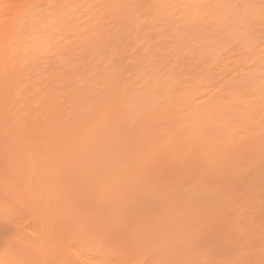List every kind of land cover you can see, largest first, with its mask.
<instances>
[{
    "label": "bare ground",
    "instance_id": "obj_1",
    "mask_svg": "<svg viewBox=\"0 0 264 264\" xmlns=\"http://www.w3.org/2000/svg\"><path fill=\"white\" fill-rule=\"evenodd\" d=\"M0 161V186L52 231L36 221L39 236L13 240H30L27 254L14 247L25 263L70 264L85 252L73 242L117 229L170 242L153 264L223 232L241 245L205 264L257 263L264 250L246 249L264 243V0H0Z\"/></svg>",
    "mask_w": 264,
    "mask_h": 264
},
{
    "label": "rangeland",
    "instance_id": "obj_2",
    "mask_svg": "<svg viewBox=\"0 0 264 264\" xmlns=\"http://www.w3.org/2000/svg\"><path fill=\"white\" fill-rule=\"evenodd\" d=\"M1 162V161H0ZM2 164L3 163H0V165L2 166ZM7 171V170H6ZM4 175H5V173H4ZM21 181V180H20ZM20 181H19V183H20ZM24 181V182H23ZM22 182L23 183H25V179L24 180H22ZM22 183V184H23ZM15 186H0V252H3V250H5L3 253H0V256H2V257H0V258H2L3 260H4V263H1L2 262V259H0V264H5V263H11V264H14V262L15 263H17V264H24L25 263V261H23L24 259H23V256L24 255H26L27 253H29V251L28 252H26L25 250H23L24 248H22L23 246H26V245H23L24 243H25V241L24 242H22L23 240H22V238L21 239H19V241L20 240H22L21 242H22V244H21V242H19L18 244L17 243H15V242H17L16 240H18V238H20L21 236L20 235H25L26 236V239H28L29 238V232H32V236L34 235V237H35V235L37 236L39 233H40V231H41V229L42 228H40L41 226H42V224H43V220H41L40 222H42L41 223V226L36 222V221H38L39 222V220L41 219H37V217L39 216V217H42V215H41V210H39L38 211V208H37V210L36 211H34V207L33 206H31V205H29L28 206V204H27V202L26 201H28L27 199H20L19 197H17V190L14 188ZM15 191H16V193H15ZM12 193H13V195H12ZM19 202H20V204H19ZM22 202V203H21ZM25 202H26V205H25ZM28 203H29V201H28ZM24 205L23 206V208H22V205ZM26 206V208H24ZM30 207V208H29ZM39 207V206H38ZM29 208V209H28ZM36 209V208H35ZM40 209H41V207H40ZM25 212H28V213H24V211ZM32 210L34 211V212H37L36 214L33 212L32 213ZM22 212H23V214H22ZM40 212V213H39ZM22 214V215H21ZM28 214V216H26ZM30 214H32V215H35V216H32V215H30ZM38 214V216L36 217V215ZM43 214V213H42ZM25 216V217H24ZM44 218V217H43ZM45 221V220H44ZM10 222V223H9ZM39 222V223H40ZM109 223V222H108ZM45 224H47V223H45ZM50 224V223H49ZM62 224V223H61ZM114 225V224H113ZM46 226V225H45ZM54 226V225H53ZM56 226V225H55ZM62 226V225H61ZM75 226V225H74ZM89 226V225H88ZM68 227V226H67ZM46 228V227H45ZM44 228V224H43V230L45 229ZM47 228H50V227H48L47 226ZM46 228V229H47ZM69 228V227H68ZM53 229H56V228H53ZM60 229H63V228H60ZM85 229V228H84ZM88 229V228H87ZM103 229V228H102ZM106 229V228H105ZM67 230V229H66ZM73 230V229H72ZM78 230V228L76 229V231ZM109 230H110V227H109ZM44 231H49L50 232V234H51V232L52 231H50V230H44ZM57 232H58V230H56ZM60 231V230H59ZM110 231H112V230H110ZM114 231H115V229H114ZM117 231L119 232H113L111 235H109V236H107L108 238H109V240H108V238L106 239V237H105V239L107 240V241H105V239L103 240L102 239V241L99 239L98 240V238H101L100 236L101 235H98L99 237L97 238V239H94V242H93V246H92V241H93V239L91 238V237H89L88 236V238H87V240H90L91 241V243L89 244L88 242H90V241H86L88 244H85L86 246H84L82 243H85V242H82L81 244L79 243V240L82 238H80L78 241H76L77 240V238L75 239V241L76 242H73L72 243V239H71V237H69V239L68 238H66L67 239V241H69V242H71L72 243V248H73V246H76V247H78L79 249L80 248H82V250H85V252H82V255H83V259H84V261H83V259H82V256H81V254H80V250H78V251H80V252H78L79 254H80V256H78V258H77V254L75 255V253L74 252H76V251H74V249H75V247L73 248V250H72V248L70 247V249H71V254H72V252L74 253V254H72V256L74 257H76V258H74L75 260L73 261V258H72V260H70V262L72 261V263H75V264H77L76 262H78L79 260L81 261V259H82V261L83 262H85L86 260V263L87 264H90V263H88V261L89 262H91V263H96V264H135V258H136V256H135V258H134V255H137L138 256V254L136 253L138 250H140V253H141V255H139V257H138V259H139V261H141L142 262V264L144 263V264H148L147 262H151V259L150 258H153V259H156V254H153V255H151L154 251H157L158 249H159V246H160V248H164L165 246H161L160 244L161 243H166L165 242V240L166 239H164V238H162V239H164V242L161 240V243H159L158 242V244H155L156 242H154V244H155V246H153L152 245V243L151 244H149L150 243V241H149V243L147 244V243H145L147 240L143 237V239H145V242L144 243H142L143 241H141V243L139 242V243H137L138 241H135V239L137 238L138 239V237H136V238H134L133 236H131V238L129 237L128 238V235L125 233V231H123V232H121V231H119L118 229H117ZM41 232H43V231H41ZM68 232V231H67ZM98 232H100V231H98ZM101 232H102V230H101ZM127 232V231H126ZM45 233V232H44ZM64 233V232H63ZM77 234H78V232H76ZM75 233V234H76ZM110 232H105V234H109ZM121 233H122V235H121ZM125 235H124V234ZM128 233V232H127ZM146 233V232H145ZM221 233V232H220ZM224 233V232H223ZM223 233L222 234H219V235H221L220 237H219V235L217 236V235H215V233L213 234V233H211V234H205V236L207 237L208 235V237H209V239H208V237L206 238V239H201L200 241H202V242H200L199 241V239H196V240H198L197 241V243L196 244H198L199 245V247H200V245H201V247L199 248L200 250L199 251H197V248L195 249V248H193L194 246H192V244L190 245H187L186 247H185V251H186V248L188 247V246H190V247H188L189 248V250H190V248H191V250H190V253H189V256H188V248H187V251L185 252V251H182V253L183 254H186L187 256H185V255H183V254H179V252L181 251V250H179L178 249V251L179 252H176L177 251V247L175 248V246H174V249H175V252H176V255H181V259H180V261H178V262H180V263H182V262H184V264H185V261L187 262V264L189 263V262H191L190 260H192L193 258H195V259H197L198 260V262H197V260H195V259H193L192 260V262H191V264H198V263H200V262H203V260H204V262L202 263V264H205V261H207V260H209L210 259V256H209V258H207L206 256H208V255H210V253H209V251H212L213 252V254H215L214 256L215 257H218L219 256V252L220 253H224V254H226V253H230V255H231V253L233 252V251H235L233 248H236L237 246H235V247H232L233 245H232V243L234 244L235 242L234 241H236V243L238 244L239 242H240V240H238L239 242H237V239L235 238L234 239V241H232V243L230 242V241H227L226 243H227V245L229 244L231 247H229V245L227 246V245H225V243L223 244V243H220V242H222V241H224L222 238H224V236L226 235V234H224V236H223ZM19 234V235H18ZM42 234V233H41ZM55 234V233H54ZM58 234H59V232H58ZM62 234V233H61ZM73 235H74V233H72ZM84 234V233H83ZM121 235V236H116V235ZM131 234V233H130ZM147 234V233H146ZM156 235L155 233H151V235ZM168 234V233H167ZM167 234H165V235H167ZM172 234V233H171ZM170 234V235H171ZM178 234V233H177ZM180 235H181V233H179ZM196 234H198V233H196ZM196 234H192V235H196ZM214 236H216L217 237V239L219 238L220 239V241H219V239L216 241V237L214 238L213 237V235ZM231 234V233H230ZM233 234H235V233H233ZM40 235V234H39ZM38 235V236H39ZM44 235H47V234H44ZM60 235V234H59ZM63 235V234H62ZM73 235H71L72 236V238L74 237ZM95 235V234H94ZM124 235V236H123ZM132 235H134V233L132 234ZM138 235V234H137ZM137 235H135V236H137ZM141 235V234H140ZM148 235V234H147ZM150 235V236H151ZM159 235V234H158ZM158 235H156L157 237H158ZM175 235V236H174ZM188 236L187 234H182V238H183V236ZM210 235H211V238H210ZM229 235V234H228ZM225 236V238H227V237H229V236ZM239 235L240 236H242L241 235V233L239 232ZM24 236V237H25ZM43 236V235H42ZM49 236V235H48ZM57 236V235H56ZM56 236H55V238H56ZM67 236V235H66ZM80 236V235H79ZM79 236H77V237H79ZM83 236V235H82ZM104 236H106V235H104ZM113 238V237H117L116 239L115 238H113V240L112 239H110L111 237ZM123 236V237H122ZM155 236V237H156ZM172 236V235H171ZM173 236L174 237H172L173 238V240L171 239V237H168L167 239H169V241H170V239L173 241L172 243H174L175 244V240H178V238L179 237H177V238H175L176 237V233L175 234H173ZM223 236V237H222ZM232 236V235H231ZM239 236V237H240ZM247 236V235H246ZM246 236L244 237V234H243V236L242 237H244V238H246ZM17 237V238H16ZM41 237V236H40ZM39 237V238H40ZM44 237V236H43ZM50 237V236H49ZM53 238H54V236H52ZM84 237V236H83ZM93 237V236H92ZM95 237V236H94ZM126 238L125 240L124 239H121V238ZM153 237V236H152ZM160 237H163L162 235H160ZM166 237V236H165ZM191 238H193L192 236H190ZM195 237V236H194ZM196 237H197V235H196ZM201 237V236H200ZM222 237V238H221ZM238 237V236H237ZM238 237V239H243L242 237H240L239 238ZM249 237V236H248ZM247 237V238H248ZM252 236H250V238H251ZM65 238H64V240H65ZM86 238V237H85ZM91 238V239H90ZM102 238H103V236H102ZM120 238V239H119ZM147 238V237H146ZM154 238V237H153ZM189 238V237H188ZM191 238H189L188 239V241L190 240L191 241ZM199 238V237H198ZM203 238H204V236H203ZM214 238V239H213ZM224 238V239H225ZM232 238V237H231ZM255 238H257V237H255ZM29 239H31V238H29ZM34 239H36V238H34ZM40 239H42V238H40ZM39 239V240H40ZM63 239V238H62ZM84 239V238H83ZM133 240L132 242H130V241H127V240ZM139 239H140V237H139ZM142 239V238H141ZM142 239V240H143ZM152 239V238H151ZM155 240H156V238H154ZM221 239H222V241H221ZM253 239H254V237H253ZM258 239V238H257ZM260 239V238H259ZM258 239V240H259ZM263 239V238H262ZM15 242H14V241ZM32 240V239H31ZM37 240V239H36ZM38 240V241H39ZM46 240V239H45ZM49 240V239H48ZM97 240V241H96ZM149 240V239H148ZM179 240H181V238L179 239ZM178 240V241H179ZM184 240H186L185 238H184ZM184 240L183 241H181V242H179V243H183L184 242ZM192 240H195V239H192ZM243 240H245V239H243ZM258 240H253V241H258ZM28 241H30V240H28ZM28 241L26 240V243L25 244H27L28 243ZM35 241V240H34ZM58 241H59V239H58ZM63 241V240H62ZM84 241V240H83ZM135 241V242H134ZM154 241V240H153ZM187 241V240H186ZM214 241H216V242H214ZM247 241V240H246ZM36 242V241H35ZM47 242H49V241H47ZM46 242V243H47ZM51 242V241H50ZM66 242V241H65ZM64 242V243H65ZM80 242H81V240H80ZM134 242V243H133ZM148 242V241H147ZM191 242H193V241H191ZM191 242H189V243H191ZM198 242H200V243H198ZM231 244H230V243ZM244 242V241H243ZM248 242V241H247ZM251 242V241H250ZM261 242V241H260ZM11 243V244H10ZM13 243V244H12ZM71 243L69 244L68 243V245L69 246H71ZM76 243H78V244H75ZM168 244L170 243V242H167ZM167 243L165 244L166 245V247H167ZM188 243V242H187ZM214 243H217V245H215ZM220 243V245H218ZM236 243L234 244V245H236ZM245 243V242H244ZM244 243L242 244V246L244 245ZM254 243V242H253ZM252 243V244H253ZM257 244L259 243V242H256ZM16 244L18 245V246H16ZM29 244V243H28ZM30 244H33V243H31L30 242ZM50 244V243H49ZM51 244H53L52 242H51ZM56 244V243H55ZM58 244V243H57ZM56 244V245H57ZM173 244V245H174ZM178 244V243H177ZM196 244H193V245H195V247H197L196 246ZM221 244H223V245H221ZM240 244V243H239ZM238 244V245H239ZM247 244H251V243H247ZM256 244V245H257ZM261 244V243H260ZM5 245H7L6 246V249H5ZM10 245H12V246H10ZM15 245V246H14ZM21 247H20V246ZM42 245H44L43 243H42ZM47 245V244H46ZM65 245V244H64ZM67 245V244H66ZM87 245H89V246H87ZM180 245V244H179ZM226 247H225V246ZM241 245V244H240ZM255 245V244H254ZM263 245H264V243H263ZM262 245V246H263ZM9 246H10V248L12 247L13 249H11L10 250V248H9ZM36 246V245H35ZM39 246H41V245H39ZM80 246H82V247H80ZM157 246V247H156ZM170 246H171V244H170ZM192 246V247H191ZM258 246H259V244H258ZM262 246H260L258 249L257 248H255V246H254V248L253 249H251V247H253V246H251L250 247V249H246V247L245 248H242L243 249V252L244 253H242V252H240L241 250H239V249H237V252H238V254H240L239 255V257L237 256H235L236 257V259H235V261L237 260V258L239 259V258H242L241 257V255L243 256L245 253H246V251L247 252H250V251H255V250H264V248H261ZM16 249H19V247H20V249L22 248V250L23 251H25L26 252V254H24V255H22L23 253H25V252H21L20 251V249L18 250L20 253H22V254H19L16 250H14L15 248ZM31 247V246H30ZM38 247V246H37ZM36 247V248H37ZM50 247V246H49ZM56 247V246H55ZM58 247V246H57ZM60 247V246H59ZM67 247V246H66ZM155 247H156V249H155ZM182 247H184V246H182ZM239 247H241V246H239ZM264 247V246H263ZM32 248V247H31ZM64 248V247H63ZM92 248V249H91ZM168 248V247H167ZM166 248V249H167ZM179 248V247H178ZM193 248V249H192ZM238 248V247H237ZM39 249V248H38ZM38 249H37V252H38ZM46 249V248H45ZM54 249L55 248H52V250L54 251ZM88 249V250H87ZM173 249V250H174ZM181 249V248H180ZM195 249V250H194ZM245 249H246V251H245ZM2 250V251H1ZM7 250H9V253H11V252H13V250H14V252L13 253H15V251L18 253V255L19 256H17V257H20V255H22V259L20 260L19 258H17V257H15V258H13V260L14 261H12L11 259H12V257H11V255L8 253V251ZM28 250V249H27ZM34 250V249H33ZM40 250H41V248H40ZM39 250V251H40ZM48 250H49V248H48ZM47 249L46 250H43V251H48ZM51 250V249H50ZM50 250H49V254H50ZM63 250V249H62ZM66 250V249H65ZM64 250V251H65ZM87 250V251H86ZM160 250V249H159ZM184 250V249H183ZM193 250V251H192ZM239 250V251H238ZM59 251V250H58ZM61 251V250H60ZM70 251V250H69ZM164 251V250H163ZM162 251V252H163ZM168 250H166V254H170V256H171V252H172V249H171V252L170 253H168L167 252ZM194 251H196L197 253H195ZM202 251V252H201ZM204 251H206V252H204ZM208 251V252H207ZM6 252L8 253L7 255H6ZM30 252H32V251H30ZM35 252V251H34ZM41 252V251H40ZM39 252V254H40V256L42 257V254ZM45 252V253H46ZM110 252V253H109ZM114 252V253H113ZM162 252H160L161 254H162ZM193 252V253H192ZM200 252V253H199ZM207 253V254H204V253ZM226 252V253H225ZM256 252V251H255ZM33 253V252H32ZM44 253V254H45ZM55 253H56V250H55ZM55 253H54V255H55ZM108 253V254H107ZM117 254V256H115L114 254ZM136 253V254H135ZM156 253V252H155ZM195 253V254H194ZM199 253V254H198ZM205 255V257H203L204 255ZM261 253V252H260ZM263 253H264V251H263ZM3 254H4V257H5V255H6V257L7 256H9V258L7 257V258H3ZM46 254H48V252L46 253ZM49 254H48V257H49ZM57 254V253H56ZM67 254V253H66ZM109 254H112V255H109ZM119 254H120V256H119ZM123 254V255H122ZM134 254V255H133ZM164 254V253H163ZM166 254H165V256H166ZM175 254V253H174ZM191 254H192V256H191ZM194 254V255H193ZM212 254V253H211ZM235 254H237L236 252H235ZM247 254V253H246ZM249 254V253H248ZM255 254H257V256H256V258H258V255L260 256V254H258V253H255ZM15 255V254H14ZM17 255V254H16ZM32 254H30V256H31ZM51 255H53V254H51ZM69 255V254H68ZM157 255H159V254H157ZM195 255H198V256H195ZM202 255V256H201ZM218 255V256H217ZM221 255H223V254H221ZM12 256H13V254H12ZM27 256V255H26ZM25 256V257H26ZM28 256H29V254H28ZM34 256V255H33ZM37 257L36 259H39L40 258V261H41V257ZM61 256V255H60ZM133 256V257H132ZM151 256V257H150ZM165 256H163V260H164V257ZM169 256V255H168ZM173 256V255H172ZM175 256V255H174ZM182 256H184V260L183 261H181L182 260ZM203 258H201V257ZM212 256L213 255H211V258H212ZM227 256V255H226ZM245 256H247V255H245ZM263 256V258H264V254L262 255ZM262 256H261V260H262ZM36 257V256H35ZM47 257V258H48ZM55 257V256H54ZM157 257H159V256H157ZM161 257V256H160ZM159 257V258H160ZM186 257H187V259L189 260V261H187V259H186ZM193 257V258H192ZM215 257H214V259L213 260H215ZM225 257V256H224ZM231 257H232V255H231ZM252 258L251 260H253V256H249V258ZM27 258V257H26ZM33 258V257H32ZM43 258V257H42ZM51 259H53V256H51L50 257ZM60 258V257H59ZM67 258V257H66ZM79 258H81V259H79ZM85 258H87L86 260H85ZM167 259H168V257H166ZM172 258V257H171ZM174 258V257H173ZM178 259L179 258V256L178 257H176L175 256V258H174V260L175 259ZM205 258V259H204ZM227 258V257H226ZM7 259H10V261L9 260H7ZM18 259V262L16 261ZM56 259V258H55ZM57 259H58V257H57ZM62 259V258H61ZM137 259V260H138ZM141 259V260H140ZM152 259V260H153ZM200 259H202V260H200ZM217 259V258H216ZM219 259H221V257L219 256V258H218V260L217 261H219ZM223 259V258H222ZM221 259V260H222ZM228 259V258H227ZM233 259V258H232ZM233 259V260H234ZM248 259V258H247ZM25 260H27V264H28V258L27 259H25ZM33 260H35V259H33ZM43 261L40 263V264H44V263H47L46 262V260L44 261V259H42ZM49 260V259H48ZM66 260V259H65ZM136 260V264H140L138 261ZM142 260H144V261H142ZM172 260V259H171ZM171 260H169V261H171ZM194 260H195V262H194ZM211 260V259H210ZM210 260H209V262H210ZM212 260V261H213ZM220 260V261H221ZM243 260V259H242ZM250 260V259H249ZM251 260H250V262H251ZM256 260V259H255ZM258 260V259H257ZM260 260V258H259V260L258 261H261ZM22 261V263H19V262H21ZM29 261H32L31 260V257H30V260ZM36 261V260H35ZM54 261V260H53ZM58 261V260H57ZM76 261V262H75ZM155 261H157V260H155ZM159 261V260H158ZM211 261V262H212ZM226 260H224V262H225ZM227 261H229V260H227ZM232 261V260H231ZM240 261V260H239ZM246 261V260H245ZM254 261V260H253ZM257 261V263L258 264H260V262H258ZM13 262V263H12ZM44 262V263H43ZM64 262V261H63ZM62 262V263H63ZM69 262V263H70ZM138 262V263H137ZM163 261H161V263H162ZM166 262V263H165ZM165 264H169V263H167V261L165 260ZM175 262H176V260H175ZM175 262H173V263H175ZM178 262H176V264H178ZM208 262V264H210ZM237 262V261H236ZM250 262H249V264H250ZM256 262V261H255ZM261 262H263L262 264H264V259H263V261H261ZM25 263V264H26ZM29 263H31V262H29ZM34 263V262H33ZM38 263V262H37ZM52 263V262H51ZM72 263H70V264H72ZM78 263H80V262H78ZM154 263V261H152L151 263H149V264H153ZM158 263V262H157ZM160 263V264H161ZM172 263V264H173ZM179 263V264H180ZM213 263H215V261L213 262ZM212 263V264H213ZM227 263V262H226ZM226 263H224V264H226ZM232 263H235L234 261H232ZM243 263V262H242ZM245 263H247V262H245ZM245 263H243V264H245ZM254 263V262H253ZM257 263H255V264H257ZM32 264V263H31ZM36 264V263H35ZM58 264V263H57ZM64 264H66V262L64 263ZM68 264V263H67ZM82 264V263H81ZM83 264H85V263H83ZM171 264V263H170ZM190 264V263H189ZM218 264V263H217ZM222 264H223V261H222ZM227 264H229V263H227ZM231 264V263H230ZM238 264H240V262L238 263ZM251 264H252V262H251Z\"/></svg>",
    "mask_w": 264,
    "mask_h": 264
}]
</instances>
